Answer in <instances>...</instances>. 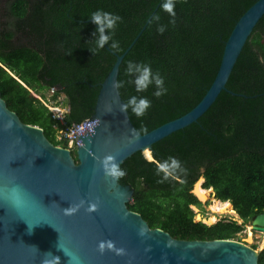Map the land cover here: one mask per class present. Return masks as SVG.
<instances>
[{"label": "trees", "instance_id": "trees-1", "mask_svg": "<svg viewBox=\"0 0 264 264\" xmlns=\"http://www.w3.org/2000/svg\"><path fill=\"white\" fill-rule=\"evenodd\" d=\"M258 0H176L175 17L164 0H0V93L25 124L44 129L55 145L68 147L59 132L91 118L101 86L115 57L103 48L94 54L97 25L91 14L103 9L122 17L113 39L121 55L147 26L118 68L117 88L125 103L147 97L143 117L128 109L138 131L149 133L192 110L212 86L225 43L240 17ZM159 20H156V17ZM174 20V23L171 21ZM165 25L163 34L157 31ZM261 41L263 43H261ZM264 16L246 43L228 84L209 111L195 124L154 144L150 159L138 151L121 164L119 183L134 190L127 208L153 229L179 240H236L253 216L264 212ZM128 61L150 64L164 79L165 95L155 84L137 92L126 75ZM55 90L54 95L47 93ZM35 92L53 106L64 97L68 112L61 122ZM78 161L76 150L72 151ZM169 157L180 169L167 179L157 166ZM213 187L215 198L230 202L243 221L220 220L209 226L195 220L191 206L202 208L192 193L196 181ZM204 212V211H203ZM253 248L256 249V246ZM264 264V249L259 253Z\"/></svg>", "mask_w": 264, "mask_h": 264}, {"label": "water", "instance_id": "water-1", "mask_svg": "<svg viewBox=\"0 0 264 264\" xmlns=\"http://www.w3.org/2000/svg\"><path fill=\"white\" fill-rule=\"evenodd\" d=\"M264 16L258 0L238 20L225 43L216 78L202 100L185 115L143 134L130 121L118 89V68L141 35L121 54L105 48L115 62L101 86L92 133L81 136L72 150L53 144L44 129L25 124L0 93V264H259V253L237 240H179L153 229L140 214L127 208L134 190L105 173L103 160L111 155L120 168L132 154L153 158L154 144L197 123L228 84L235 65L255 27ZM198 182V181H197ZM17 189L14 193L12 190ZM66 215L64 209L79 205ZM97 205L88 211L90 204ZM27 221V223H26ZM215 223L208 224L212 226ZM28 225L34 226L28 233ZM264 235V212L250 221ZM111 241L122 253L105 247ZM51 252L52 255L45 256Z\"/></svg>", "mask_w": 264, "mask_h": 264}, {"label": "clouds", "instance_id": "clouds-1", "mask_svg": "<svg viewBox=\"0 0 264 264\" xmlns=\"http://www.w3.org/2000/svg\"><path fill=\"white\" fill-rule=\"evenodd\" d=\"M175 4H176V0H164V3L161 5V7L164 11L169 13L172 17H175V14H176L175 13ZM90 19L92 20V22L94 24H96L98 26L96 31L93 33V36L95 37V47L90 49L91 52L94 54L97 50L103 49L106 44H109L110 40L112 41V43L110 44V47L113 50L118 49L119 48V42L115 41L113 39V37L115 35V29H116L118 23L122 21V17H120L117 14L111 13V12H106L103 9H98L91 14ZM156 20H159L158 16L156 17ZM171 22L174 23V20ZM165 30H166L165 25H159L157 28V31L160 34H163ZM126 75H128L129 77H134V79L130 80L129 82L133 83L135 85L137 92L146 91L148 89V87L152 84H155V86L157 88V91L154 93V95L156 97H160L162 95H165L167 92V89L164 87L163 77L161 76V74L159 72L153 73L150 64H146L143 62L137 63L135 61H128L127 66H126ZM124 86H125L124 81H116L113 84V87H115V88H122ZM150 107H151V101L147 97L131 96L130 98L127 99V101L123 105H121V111L127 112L128 109L130 108L131 112L135 116L143 117ZM67 112H68V110H67ZM59 146H61V145H59ZM113 160H114V158L111 155H108L104 158L103 167H104L105 173L107 175L114 177V178H118L120 176H123L124 172L118 168V165H116L115 163H112ZM180 167H181L180 161H178L175 157H169L167 160L160 162L158 164L157 175L162 173L163 179H167L169 176L173 175L175 171L180 169ZM12 191L15 193L17 191V189H13ZM219 202H222V201H219ZM222 203H228V202H222ZM83 204H84V201H81V203L79 205L70 206V207L64 209L65 214L66 215L73 214L74 212L78 211V209L81 206H83ZM96 207H97V205L95 203H93V204L89 205L87 210L88 211H95ZM26 223H27V221H26ZM33 227L34 226L28 225V233L29 234L32 233ZM99 247H100L101 251H104L105 247H107L109 249L116 251L117 254L122 253V250L116 249L115 245L111 241H108V242L102 241L100 243ZM50 255H52L51 252L45 254V256H50ZM73 259H75V257H71L69 259L68 264H72Z\"/></svg>", "mask_w": 264, "mask_h": 264}, {"label": "rangeland", "instance_id": "rangeland-1", "mask_svg": "<svg viewBox=\"0 0 264 264\" xmlns=\"http://www.w3.org/2000/svg\"><path fill=\"white\" fill-rule=\"evenodd\" d=\"M261 43H263L262 41H261ZM263 61H264V58H263ZM31 94H32V96L34 97V98H39V99H43V98H41V96H38L35 92H31ZM50 93L48 94L47 93V97H50ZM44 100V99H43ZM65 100L66 99H64V97H60V99H59V102H63V105L62 106H58V108H60V110H61V112L64 114V110L65 109H68L67 108V106H65L64 105V103H65ZM45 102H46V104L50 107V108H52V109H54L55 107L50 103V102H48L47 100H44ZM52 109H50L51 110V112L53 113V111H52ZM61 112H55L56 114H59V115H61ZM54 114V113H53ZM202 182L201 184H203V180H199L197 183H199V182ZM196 183V184H197ZM195 188V187H194ZM209 190H211V189H209ZM194 194V193H193ZM195 195V194H194ZM196 196V195H195ZM209 199L210 200H208L207 202H203V201H201L197 196V198H198V200L202 203V208H197V207H193L194 208V212H195V220L197 221V222H204L205 224H210V221H211V218L213 217V216H215L216 217V223L218 222V221H220V220H225V221H237L238 222V224H242L243 223V221L240 219V217L238 216V214H237V211H235L234 210V206L232 205V207L233 208H231V212H232V209H233V211H235V215L233 214V213H229V215H228V213H225V214H214L213 213V211H212V205L214 204V201H218V200H216L215 199V197H214V195H213V191H211L210 192V194H209ZM204 211V212H203ZM215 223V222H214ZM249 232H251L252 233V238H253V240L251 241V242H249V241H247V238L249 237ZM237 241H240V242H242V243H244V244H246V245H248V246H250V247H254V246H256V249L255 248H253L254 250H256L258 253L260 252V251H262L263 249H264V235H261V233L260 232H254L252 229H251V226H250V224H247L246 226H245V229H244V231L239 235V237H238V239H236Z\"/></svg>", "mask_w": 264, "mask_h": 264}, {"label": "built area", "instance_id": "built-area-1", "mask_svg": "<svg viewBox=\"0 0 264 264\" xmlns=\"http://www.w3.org/2000/svg\"><path fill=\"white\" fill-rule=\"evenodd\" d=\"M55 94V90L51 91V96ZM43 100V99H42ZM43 104L50 108L46 102L43 100ZM58 106H62L58 105ZM58 106H54L55 108L52 109L54 115L61 121L63 122L64 119V114H66L68 109L64 110V114L61 112L60 108ZM61 112V115L56 114L55 112ZM98 120L94 119L93 117L84 120L83 122L73 125L70 129L62 130L59 132V139L65 138L67 140L68 148L73 150L76 149L79 145H81V136H86L87 134L92 133L94 127L96 126Z\"/></svg>", "mask_w": 264, "mask_h": 264}, {"label": "bare ground", "instance_id": "bare-ground-1", "mask_svg": "<svg viewBox=\"0 0 264 264\" xmlns=\"http://www.w3.org/2000/svg\"><path fill=\"white\" fill-rule=\"evenodd\" d=\"M148 156L150 157V158H153L152 157V154H151V152H148ZM201 181L199 182V183H197L196 185H195V188H194V194L201 200V201H203V202H207L208 200H210L209 199V194H210V190H205V189H203L202 187H201ZM231 208H233L232 207V204L231 203H222V202H219V201H214V204L212 205V211H213V213L214 214H225V213H228V215H229V213H235V211H233V209H232V212L230 211L231 210ZM235 215V214H234ZM216 217L215 216H213L212 218H211V221H210V224H212V223H216ZM254 238V237H253ZM253 238H252V233L251 232H249V237L247 238V241H249V242H251L252 240H253Z\"/></svg>", "mask_w": 264, "mask_h": 264}, {"label": "flooded vegetation", "instance_id": "flooded-vegetation-1", "mask_svg": "<svg viewBox=\"0 0 264 264\" xmlns=\"http://www.w3.org/2000/svg\"><path fill=\"white\" fill-rule=\"evenodd\" d=\"M199 180H203V184L205 183V178L204 177H200L197 181H199ZM197 181H196V183H197ZM195 183V184H196ZM203 184H201V187L203 188V189H205L204 187H203ZM194 187H195V185H194ZM194 187H193V190H192V193H194ZM209 189H211L210 191H213V195H214V197H215V193H214V189H213V187H211V188H209ZM209 189H205V190H209ZM198 199V198H197ZM193 207H197V206H191V209L192 210H194V208ZM197 208H199V207H197ZM200 209V208H199ZM196 215V214H195Z\"/></svg>", "mask_w": 264, "mask_h": 264}]
</instances>
